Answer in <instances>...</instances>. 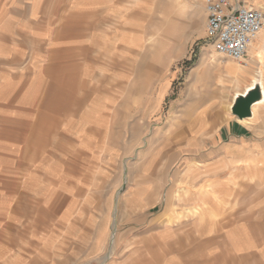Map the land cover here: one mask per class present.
<instances>
[{"label":"crops","instance_id":"crops-1","mask_svg":"<svg viewBox=\"0 0 264 264\" xmlns=\"http://www.w3.org/2000/svg\"><path fill=\"white\" fill-rule=\"evenodd\" d=\"M150 12L148 0H0V157L15 166L0 164V264H264V104L251 118L231 113L236 94L257 79L264 88V34L227 81L235 88L214 113L219 130L194 138L219 147L190 150L197 164L164 183L151 227L113 233L98 216L16 213L23 197L47 204L45 190L66 197L81 187V155L98 154L90 146L107 135L101 120L81 116V96L111 71L117 29L143 18L148 28ZM48 132L59 140L39 145ZM41 156L66 164L67 185L58 163L32 164Z\"/></svg>","mask_w":264,"mask_h":264},{"label":"rangeland","instance_id":"rangeland-1","mask_svg":"<svg viewBox=\"0 0 264 264\" xmlns=\"http://www.w3.org/2000/svg\"><path fill=\"white\" fill-rule=\"evenodd\" d=\"M148 1L149 27H141L146 24L143 18L144 22L133 21L136 28L117 29L119 44L116 60L109 62L111 71L95 78L99 91L81 96V116L101 120L107 134L90 146L98 154L81 155V172H75L81 187L66 189V197L45 190L47 204L23 197L16 213L75 212L81 220L98 216L113 233L148 228L157 221L164 183L174 181L184 166L197 164L190 150L219 147L194 138L199 132L219 130L224 118L214 113L227 110L235 87L229 86L227 78L224 93L217 94L218 74L224 62L237 73L240 64L225 61L207 38L205 0ZM245 1L264 11V0ZM202 58L206 65L197 70ZM44 112L49 117L50 111ZM58 140L48 132L38 138V144L48 146ZM50 160L41 156L33 158L32 164L58 163L59 182L67 185L66 164L57 157ZM0 164L15 167L6 157H0ZM3 191L15 193L10 185ZM8 209L15 211L12 205Z\"/></svg>","mask_w":264,"mask_h":264},{"label":"built area","instance_id":"built-area-1","mask_svg":"<svg viewBox=\"0 0 264 264\" xmlns=\"http://www.w3.org/2000/svg\"><path fill=\"white\" fill-rule=\"evenodd\" d=\"M207 38L225 60L244 64L264 28V11L245 0H205Z\"/></svg>","mask_w":264,"mask_h":264},{"label":"water","instance_id":"water-1","mask_svg":"<svg viewBox=\"0 0 264 264\" xmlns=\"http://www.w3.org/2000/svg\"><path fill=\"white\" fill-rule=\"evenodd\" d=\"M264 101V88L259 79L243 94H236L232 101L231 113L240 120L252 117V107Z\"/></svg>","mask_w":264,"mask_h":264},{"label":"bare ground","instance_id":"bare-ground-1","mask_svg":"<svg viewBox=\"0 0 264 264\" xmlns=\"http://www.w3.org/2000/svg\"><path fill=\"white\" fill-rule=\"evenodd\" d=\"M197 1V0H196ZM201 3V2H200ZM264 6V5H263ZM260 8H262V7H260ZM264 34V28H263V30H262V32L258 35V37H260V36H262ZM257 37V38H258ZM151 39V38H150ZM150 42V41H149ZM253 44V43H252ZM252 44H251V46H252ZM264 47V46H263ZM259 50V49H258ZM262 51V50H261ZM219 55V54H218ZM256 55V54H255ZM220 56V55H219ZM256 58V57H255ZM225 60V59H224ZM225 61H227V60H225ZM224 64H225V66L226 67H224L223 68V66L221 67V71H220V73L218 74V84L216 85V90H214L217 94H223L224 93V90L226 89V79L228 78H230L231 79V76H236V74H237V70H233V68H231L230 67V63H225L224 62ZM206 65V58H202V60H201V63L198 65V67H197V70H199V69H202V68H204V66ZM226 70V71H225ZM235 78V77H234ZM232 80V79H231ZM237 80V79H236ZM238 81V80H237ZM239 82V81H238ZM257 107L259 108V105H255L254 107H253V111H256L257 110Z\"/></svg>","mask_w":264,"mask_h":264}]
</instances>
